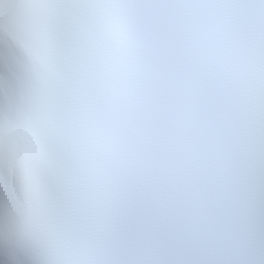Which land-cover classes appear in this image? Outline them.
I'll use <instances>...</instances> for the list:
<instances>
[{
	"label": "snow or ice",
	"instance_id": "obj_1",
	"mask_svg": "<svg viewBox=\"0 0 264 264\" xmlns=\"http://www.w3.org/2000/svg\"><path fill=\"white\" fill-rule=\"evenodd\" d=\"M0 264H264V0H0Z\"/></svg>",
	"mask_w": 264,
	"mask_h": 264
}]
</instances>
